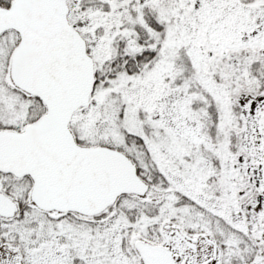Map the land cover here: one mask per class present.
<instances>
[{
	"label": "snow or ice",
	"instance_id": "6c2138e0",
	"mask_svg": "<svg viewBox=\"0 0 264 264\" xmlns=\"http://www.w3.org/2000/svg\"><path fill=\"white\" fill-rule=\"evenodd\" d=\"M0 264H264V0H0Z\"/></svg>",
	"mask_w": 264,
	"mask_h": 264
}]
</instances>
